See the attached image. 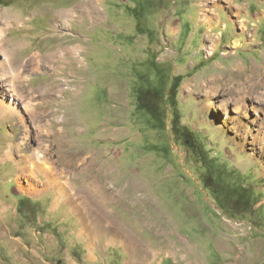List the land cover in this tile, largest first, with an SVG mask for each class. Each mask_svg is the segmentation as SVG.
Returning <instances> with one entry per match:
<instances>
[{"label": "rangeland", "instance_id": "374dc122", "mask_svg": "<svg viewBox=\"0 0 264 264\" xmlns=\"http://www.w3.org/2000/svg\"><path fill=\"white\" fill-rule=\"evenodd\" d=\"M73 8L75 21L55 20ZM0 9L24 20L0 17L23 63L13 80L0 71V264H264V0H0ZM72 45L78 58L45 59ZM252 68L259 89H229ZM176 75L193 148L171 130L165 99L163 129L138 107L142 88L166 93ZM10 109L21 116L3 117ZM32 149L42 154L36 178L20 174ZM116 228L142 243L143 262Z\"/></svg>", "mask_w": 264, "mask_h": 264}, {"label": "bare ground", "instance_id": "6f19581e", "mask_svg": "<svg viewBox=\"0 0 264 264\" xmlns=\"http://www.w3.org/2000/svg\"><path fill=\"white\" fill-rule=\"evenodd\" d=\"M76 10H77L76 8H73V10L68 11V12L65 11V10H62V11H60V12H58L56 14L55 20H57L59 18L60 19L59 21H61V25H65L69 21H75L76 20V16H77V11ZM207 11H209V10H207ZM0 17H4L6 19V21H7L9 26H14L16 23H24L22 15L20 13H17L15 11H13V9H9V10H1L0 9ZM205 19L207 21H209V22L212 21V19L210 17H208V16ZM242 24H246L245 21H242ZM247 24H248V22H247ZM246 27H247V25H246ZM5 43H6V31H5V29L0 28V56H2L0 58V71H3V74L7 78H10L11 77L10 74L16 73L17 71L20 73V71H19L20 65L19 64H23V63H16V61H15V59L13 57V55L15 54V50L16 49H12L13 47H11V46L7 47L5 45ZM237 46H238V43L234 42V47H237ZM66 48L67 49L63 48L60 51H56V52H54L52 54H49L48 56H46L45 59L48 60V61H55V60H57L59 58L65 59V56L67 55V52H68V55H72L73 58H78L77 55L79 54L80 51H79V47L77 45H72V46L66 47ZM35 58H37L36 55L32 56L31 58H29L27 60V66L28 67H29L28 63L33 61ZM60 62H62V61L60 60ZM259 68L262 69V71L264 72V65L260 66ZM240 70L238 71V75H241V71ZM257 71H258V69L252 68L251 76H249L248 74L243 76V77L247 76L244 79L245 83L242 82L240 84H237V86H236V84L234 86L229 85V89H237V88L245 89L244 85H246V86L249 85V87H250L249 90L259 89L260 88L259 84H262V83H261L260 80L258 82H256V80H255V75L256 74H254V73L257 72ZM1 75H2V73H1ZM11 78L13 80V77H11ZM12 80H8L6 88L8 89V91L13 93L17 97V96H19L18 88L15 85L14 81H12ZM240 85H243V87H240ZM257 98L261 100L260 96H258ZM243 100L244 99L242 98V102H243ZM11 108H14V107H11ZM10 111L11 112L3 111V112H5V113L2 112L3 117H5L6 115H18V116L20 115L21 116V114L17 110L10 109ZM20 120L22 122H24L23 118H21ZM253 141L256 142L257 141V137H255L253 139ZM256 143H258V141ZM259 143H260V146H261L260 153H264V139L262 138L261 141H259ZM23 144H24V142H23ZM13 146L14 145L11 144L10 147L8 148V150L5 152V155L3 154L5 158H11L13 156V154H14ZM37 149H39V148H37ZM40 149H41V147H40ZM33 150H35V149H32V151L29 154H23L22 155L23 159H25V165L20 168V174H28L31 177L36 178L35 177V170L40 171V172L42 170V166L37 161L38 158L41 159L42 154L40 155L39 154L40 152L38 154L37 153H32ZM36 156H37V158H36ZM42 174L45 175L46 177H48V173L44 169H43ZM17 179H19V177ZM53 179H56V178L54 176H52V179H50V180L52 181ZM26 181H27V184H28V187H27L28 190H32V189L35 190L36 189V187L34 188L35 185L31 181L30 177H28V179ZM126 230L127 229H122V228L120 229L119 228V232L114 234V237L116 239L122 240L124 246L130 251L131 255L135 256V258L132 259L133 263H135V262H143L144 258H142L140 255H138V253H140L139 252L140 249H144L145 247L142 245V243L136 237L133 236V234L127 232ZM148 256L152 259V254L150 252H148Z\"/></svg>", "mask_w": 264, "mask_h": 264}, {"label": "trees", "instance_id": "16d2710c", "mask_svg": "<svg viewBox=\"0 0 264 264\" xmlns=\"http://www.w3.org/2000/svg\"><path fill=\"white\" fill-rule=\"evenodd\" d=\"M183 79V75L174 76L166 93L159 87L148 89L142 88L140 90L138 107L139 110L146 112L152 120L156 121V128L163 129L164 127L160 124L163 122L165 123L166 121L165 111L164 109L161 110L157 103L161 102L162 99H165V101L168 102L172 115L171 130L177 139L183 140L187 146L191 147L192 132L186 125L182 124L178 107V90L183 82Z\"/></svg>", "mask_w": 264, "mask_h": 264}, {"label": "crops", "instance_id": "0c3cea01", "mask_svg": "<svg viewBox=\"0 0 264 264\" xmlns=\"http://www.w3.org/2000/svg\"><path fill=\"white\" fill-rule=\"evenodd\" d=\"M71 208H72V210H74V208L71 206ZM112 209V208H111ZM116 218V217H115ZM120 221V220H119ZM122 222V221H121ZM83 227H84V225H83ZM86 231H88V230H86ZM114 233H113V236H114V234H116V233H118L119 232V229L118 228H116L115 229V231H113Z\"/></svg>", "mask_w": 264, "mask_h": 264}]
</instances>
